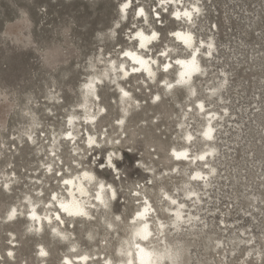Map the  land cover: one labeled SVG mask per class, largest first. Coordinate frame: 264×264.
I'll use <instances>...</instances> for the list:
<instances>
[{
  "label": "rangeland",
  "instance_id": "374dc122",
  "mask_svg": "<svg viewBox=\"0 0 264 264\" xmlns=\"http://www.w3.org/2000/svg\"><path fill=\"white\" fill-rule=\"evenodd\" d=\"M121 2L123 0H0V177L4 168L12 169L20 179V185L15 186L12 194H7L0 184L1 255L13 240L9 238L10 233L18 244L14 249L15 260L7 256L0 264H38L39 246L48 252L46 262L39 264H61V258L68 251L67 244L48 236V228L46 234L38 236L25 229L23 218L13 222L3 220L9 206L27 192L26 188L31 185L28 183L30 174L42 171L40 161L46 162L45 157L36 156L32 148L20 146L17 139L23 137L31 122L28 113L36 117L39 124L36 134L41 139L49 131L57 135L64 130L67 116L76 111L75 106L82 99V85L104 69L99 61L103 58L119 61L120 52L134 46L129 39L130 32L144 24L134 16L138 6L144 7L150 24L162 33L161 42L153 46L151 54L158 55L165 45L176 47V55L185 53L168 35L178 27L183 28V23L172 20L166 12L160 14L162 19L151 18L159 8L155 0H133V8H128L125 20L119 19ZM178 2L189 6L195 0ZM199 6L204 12L194 29L197 40L212 39L215 50L212 59L203 54L199 57L210 77L195 81V95L188 97L180 88L168 93L161 85L148 82L146 86L138 78L123 83L142 110H132L134 115L124 130L126 139L122 138L119 145L124 151L122 160L115 162L118 172L124 163L135 164L136 168L121 173L123 177H115L122 193L118 195L114 211L120 212L125 222L137 208L131 191L147 187L150 189L144 190V194L156 208L155 190L160 184L151 183L153 175L146 174L149 167L154 174L164 175L161 185L168 193L177 194L173 196L180 201L188 183L200 188L187 176L193 169H202V165L181 163L178 164L179 174H175L169 150L184 146L185 128L179 124L186 122L182 115L186 111L190 116L187 130L195 135L190 149L194 153L205 149L199 134L204 121L189 110L194 108L193 100H201L207 111L222 114V120L216 127L213 142L218 150L215 160L210 161L215 169L211 189L199 191L206 204L203 212L211 215L207 219L212 229L209 237L198 236L188 241L193 253L191 264H197L195 258L199 264H261L264 259V0H200ZM119 21L121 28L116 29L113 40L108 30L114 29ZM144 29L150 30L147 26ZM91 64L95 68H90ZM222 74L226 75V83L220 89V96H209L206 88L217 84ZM105 82V86L99 85V103L111 106L112 111L106 119H101L97 131L108 130L111 134L116 129L113 124L117 113L122 111L115 104L118 93ZM156 94L160 96L158 102L151 99ZM119 133L111 137L116 138ZM14 147L17 152L13 151ZM68 152L61 146V157L67 164ZM106 154L105 148L92 150L87 154L88 164L84 167L89 165L99 174H105L106 170L98 166L104 165ZM171 170L173 175L168 179L165 175L171 174ZM55 176V180L52 177L45 182V198L51 189L58 187V173ZM67 228L81 251L100 252L101 259L103 256L115 258L113 249L119 243L117 235H124L121 229L112 234L105 226L95 228L81 224ZM90 232L95 233L94 241L86 238ZM217 241L221 248L214 251L211 246ZM101 243L104 250L97 251ZM248 252H252L251 260H245ZM183 259L181 264H186V255Z\"/></svg>",
  "mask_w": 264,
  "mask_h": 264
},
{
  "label": "bare ground",
  "instance_id": "6f19581e",
  "mask_svg": "<svg viewBox=\"0 0 264 264\" xmlns=\"http://www.w3.org/2000/svg\"><path fill=\"white\" fill-rule=\"evenodd\" d=\"M127 2H129V0H123V2H121L119 5L118 14L119 19L121 20H125L128 17V11L133 8V0H131L129 6L130 10L128 8L122 10V5ZM155 3H157V0H155ZM191 4L193 3H190L189 5ZM140 7L141 6H138L134 9V16L136 15L137 18L139 17L141 23H143L145 16H140L137 14V9ZM155 7H157V4H155ZM158 7L159 8L154 11V15H151V18L157 21L159 19H162L160 16L161 13H169L172 20L181 22L184 25L183 28L178 27L171 32L180 31L183 33L186 30V28L188 27L186 19L177 20L172 14L174 12L182 13L185 10H190L189 6H185L184 4L178 2V0H172V3L166 5L165 7ZM142 8L144 9L143 6ZM169 10H171V12H169ZM145 14L147 16L146 11ZM201 18L202 15L199 17H194V20L197 23L201 21ZM118 23L120 25L118 28H121L120 21ZM144 26V24L141 26H137L133 31L130 32L131 34L129 35V39L134 43V46L126 48L125 50L120 52L119 56L121 55L122 57L119 61L116 60L118 62L116 66L117 69L120 63L124 64L123 72L113 71V67L111 64V61L113 60L112 58H103L99 61V64H103L104 69L100 71L98 75L87 78L88 80L82 85V99L75 106V109L77 108L76 111L72 113L70 112V114L67 116L68 120L64 122V130L60 131L57 135H55L54 132L49 131L48 134H44L43 138L41 139V137L36 134L39 125L37 120L35 119L36 117L34 118L32 113H28L27 117L29 116L31 122L29 123L27 130L23 132V137H17L20 146H27L28 148H32L35 151L36 156L40 155L43 158L45 157L46 162L43 163L42 159L40 162L42 163L44 169L40 172L30 174L28 183L31 185L26 188L27 192H23V197L9 206L8 210L5 212L6 216L3 218V220L13 222L19 218H23L26 223L25 225H27V228L25 229L35 233V235L38 236L46 234V229L48 228V236H50L51 239H56L59 242L67 244V254L61 258V261L67 259L68 261H70V264H94L95 261L100 260H103L101 264H104L105 260L111 259L107 256H103V259H101L103 254L100 252L91 251L90 253H88L86 251H81L77 240H75L74 235L67 227L63 231H61L60 229H57L56 232L52 231V227L58 223L54 219L55 215L61 214V210L59 209L60 204L71 206L75 203L76 205H79V207L84 211L88 210L85 206L89 203L87 193L89 191L90 185L92 184V180L83 178L82 176L77 178L78 171L76 169V165L81 158L86 159L87 154H91L92 150L94 151V149L96 150V148H88L87 142L90 137L95 136V132L97 131V127L99 126L101 120L96 124L95 129H93L92 125L85 123L82 119L85 116L91 119L92 113L96 110V106L92 103V94L94 92H98L100 84L103 83V85L105 86V84L107 83L105 81H108V87L112 88L114 92L116 91V93H118V100L115 101V104H117V106L120 108L119 110L122 111V113L124 110L140 111L142 110L141 104L134 97V94L123 86V83L129 81L130 79H142L141 84L146 86L148 82L155 83L158 86L161 85V87H163V90L168 93L173 92V90L176 88H180L187 92L188 97H193V92L195 93V81L203 78L208 79L210 77L208 70L199 61L201 68L204 69L203 74H194L191 76L190 80L185 76V83H177V81L181 80L180 73L184 72L185 69L180 65H176L174 61L177 58H185L182 55H176L169 58L167 61H164L161 57L159 61L160 64L167 62L171 63L172 67L168 72L165 73L163 71H159L157 66H152L151 70L153 72H156L154 80L148 77L147 71L143 68H141L139 72H132L133 67L140 68V65L136 63V61L131 59V57L124 56V52H133L137 55H143L145 58H147L148 56L156 58L157 56L151 54V51L145 52L144 50L139 49V39L132 38L138 28ZM118 28L115 25V31ZM144 32L146 35H150V30L146 31L144 29ZM169 37L172 39L174 44H177L182 48V45H180V42L178 40L179 38L172 36ZM197 41L198 44L199 42H201L199 40ZM202 42L204 46L201 48L200 55L203 54L205 57L211 56L212 59L214 56L213 52L215 50L212 39H209L208 41L202 40ZM209 44L212 45L211 49L208 48ZM154 45L155 44L148 46L149 49H152ZM166 46L172 48L175 51L176 47H171L169 45ZM209 53L211 54L209 55ZM90 68H95V66L91 64ZM125 72L128 73L127 77H124ZM159 74L162 75V78L159 77ZM170 74L174 76L173 79L169 78L168 75ZM222 75L223 76L220 80H218L217 84H212L211 86L206 88L207 90H209V96H214L215 94L218 95V97L220 96V89L224 88L226 83V75ZM110 80H115L116 83H109ZM164 81H168V83L172 84L173 87L171 89H168L165 86ZM89 84L92 85L91 89H89L88 87ZM117 85L123 87L125 91L130 92L132 99L124 97L123 93L120 91V87H117ZM155 96L159 95L156 94L152 96L151 99H153V101ZM54 101H56V99ZM134 101L139 103L140 107L138 109L133 106ZM201 104L203 105L202 109L198 107V105ZM193 105L194 108L191 107L189 110L194 111L195 115H200L199 118L203 119L204 121V125L199 134L200 138L203 141V148L205 149L196 153H194L190 149V147L193 145L192 142L195 140V135L192 134L191 131L187 130V128L189 127L187 119H189L190 116L186 111L184 114H182L186 122L180 121L179 124L180 127L185 128L183 132L184 146L181 148H171L169 150V154L172 155V159L175 163V174H179L180 172V170H178V164L186 163L192 165L193 163H195L202 165V169H193L187 176L190 180L194 181V183H197L200 188L197 189L194 186H190V184L188 183V187L182 192L184 193V196L182 198V201H180L176 197L177 194L173 193L174 195H176L173 196L172 193H168L164 189L163 185H161L162 181L165 180L164 175L159 176L158 174H154L152 172V169H150L149 167L146 174L153 175L154 180H150L151 183L160 184L159 186L157 185L155 190L157 206L155 208L151 204L149 198L144 194V190L147 191L150 188H135L131 191V195L132 197H134L133 201L137 205L136 210L125 222L122 219V221L114 225L113 228H108V230L111 231L112 234H117V231L119 229L124 232L123 236L118 237L117 235L119 243L113 249L115 258L112 260L114 261V264H128L129 260L132 261V264H181L182 260H184V255H186L185 263L191 264L193 260V253L190 252L191 243L188 241H191L192 238H197L198 236H203L205 238L209 237L208 234H210L212 225L210 224L211 222L208 221L207 217H210L211 215L207 216V214L203 212L206 209V204L204 203L203 198L200 196L202 194L199 193V191L206 192L211 189L212 177L213 174H215V169L210 165V161L215 160V155H217L218 148L215 144H213V142L217 136L216 127L222 120V114L207 111V106L198 99L193 100ZM130 106L133 107L130 108ZM77 111H80L82 115H79ZM115 127V131H113L111 134L108 133V130L99 131V135L95 136L97 142L104 140L111 142L113 140L111 135L119 131L120 133L116 136L115 139L119 140L121 144V139H126V136L124 135L125 126L116 125ZM111 129H113V127ZM69 133H71V136H69ZM206 133H209L211 135V139H209L208 136L205 135ZM24 140L26 141L25 143H23ZM61 146H65L69 151L67 157L68 164L64 163L62 160ZM102 147L107 151L110 150V147L107 145ZM102 147L99 148L100 151L103 149ZM13 151L17 152V147H14ZM115 156L116 158H120L122 156V153L115 152ZM201 156L204 157L203 160L200 159ZM106 158L107 154L104 156V162L102 163L105 164ZM88 167L90 166L88 165L85 168ZM103 168L104 167H102V169ZM57 173L59 177V180L57 181L58 187L55 189H51L49 194L47 195L48 198H45V182L52 177H54L53 179L55 180L57 178V176H55ZM170 173L171 174L165 175L168 179L172 178V176L169 175H173V171L171 170ZM19 180V177L16 175V173L12 172V169L8 171L2 168L0 184L1 189L7 192V194H12L15 186L18 187L20 185ZM64 181H69V183L66 184ZM24 184L26 185V183ZM5 185H7V187H5ZM152 191L153 190H151V192ZM53 193L58 194V199L55 202L51 200V195ZM173 199L176 200V204L174 205L171 203ZM92 202L95 203V201ZM187 202L189 204H187ZM109 208H111V205H109ZM13 209H15L14 215H12ZM145 209H147V211H145ZM157 209L161 214V217L160 214L158 215ZM137 212L143 213V215L137 216ZM10 215H12V218L8 219ZM102 215L108 216L109 223H111L110 213H103ZM163 215L165 217L162 218ZM65 218H67V214H61V219L63 220ZM223 223L226 225L225 221H223ZM161 224H163V227L160 226ZM88 225L95 228L104 226V224L100 221H97L95 224L89 223ZM145 226H147V232L150 235L147 237V239H142L141 236H139L137 233L145 229ZM224 228L227 229L228 227L225 226ZM94 235L95 233L90 232L87 236V239L94 241ZM9 238H13V240L10 241V247L4 250L5 254L1 255L0 253V263L8 257L13 261L15 260L14 249L18 244H16V239H14V235L12 233L9 234ZM144 241L155 242L149 244V246L147 247H144ZM138 242H141V248H135V244ZM39 247L40 248L36 252V254H39L40 256L38 264L46 262V258L48 257V252L43 247ZM73 247L78 251L74 253L71 252L70 249ZM217 248H221L220 241H217L215 245L211 246V249L214 251ZM98 250H104V248H102V243L100 246H97V251ZM9 252L12 253L11 256L8 255ZM42 252L46 253V255H42ZM129 252H132V256L128 255ZM142 253L147 254L143 259H141ZM82 255H87L88 259L82 260L80 258ZM195 259L197 264H199L197 258Z\"/></svg>",
  "mask_w": 264,
  "mask_h": 264
},
{
  "label": "clouds",
  "instance_id": "9594fccd",
  "mask_svg": "<svg viewBox=\"0 0 264 264\" xmlns=\"http://www.w3.org/2000/svg\"><path fill=\"white\" fill-rule=\"evenodd\" d=\"M172 3V0H157V4L160 7H165L166 5ZM200 0H195V3L189 5L190 10H185L182 13L180 12V18L178 19L176 15L173 13L175 19H186L188 27L186 30L182 33L180 31H173L168 33L169 36L175 37V33H180L181 36L178 39L180 42V45H182V48L185 50L183 59L177 58L175 59L174 63L177 65L180 63V66L184 69H187L185 72V76L188 77V79H191V76L194 74H203L204 69L201 68L198 57L201 53V42L197 41V35L194 31L196 28V21L194 20V17H199L203 14L204 9L200 6ZM190 14V15H188ZM143 16H145L144 19V25L148 26L150 29V35H146L144 32V27L138 28V30L135 32L133 39H139V49L144 50L145 52L152 51V49H149L148 46L153 44H159L161 42V35L162 33L160 31H157L155 27L149 23V20L145 14V11L143 13ZM123 19V17H122ZM120 25L119 23L116 24V27L118 28ZM133 27H136L135 25ZM111 38L114 40L116 38V32L114 29H109ZM144 37H147V39H144ZM211 49V48H210ZM125 53V52H124ZM133 55H135L138 59H133L140 65V68L133 67L132 72H139L141 68L145 69L147 71L148 77L152 78L154 80L156 76V72H153L151 70L152 66H157L159 71L165 72V66L168 64L167 62H164L163 64H160V58L162 57L164 61H167L169 58L176 56V52L165 45L164 48H162L159 52L156 58H153L152 56H148L145 58L143 55H137L133 52H131ZM171 53V55H170ZM125 56V55H124ZM131 57V56H126ZM132 59V58H131ZM117 61L112 60L111 64L113 67V71H119L123 72L124 64L120 63L119 67L117 69ZM172 67V65H171ZM198 69V70H197ZM166 73V72H165ZM128 73H124V77H127ZM109 83H116L115 80H110ZM117 87H120L117 85ZM169 89V88H168ZM123 90V91H122ZM120 91L123 93L125 92L123 87H120ZM129 95L128 98L132 99L131 93L126 91ZM100 96L98 93L94 92L92 94V103L96 106V110L92 113L91 119H89L87 116L83 117L85 123L92 125V128L95 129L96 124L101 119H106L109 112L112 111L111 106L108 105H100ZM133 106L138 109L140 107L139 103L134 101ZM133 106H130L132 108ZM134 115V111L132 110H124L122 115L118 112L117 118L113 124V127L116 125L120 126H126L127 122L131 120L132 116ZM80 119V118H78ZM122 121V123H120ZM2 131V130H0ZM99 135V131L95 132V136ZM69 136H71V133H69ZM95 136L90 137L87 144L88 148L90 149H99L102 146H109L110 150L107 151V158L105 161V164L98 167H104L106 169L105 174H99L96 169L93 167L85 168L84 165L88 164L87 160L84 158H81L80 161L76 165V169L78 171V177L82 176L86 179H91L92 184L89 187V191L87 193V197L89 200V203L85 206L88 210L84 211L85 215H70L68 212H66L62 207L61 204L59 205V209L61 210V214L66 213L67 218L61 219V214L55 215L54 219L56 222H58L55 226L52 227V231L56 232L57 229H60L61 231L65 230L66 227L72 226L73 228L85 224L87 225L89 223L95 224L97 221H100L104 224L107 228H113L114 225H116L118 222L122 221V216L120 215V212L117 214L116 211H114V207L116 205V202L118 200L119 193H122L119 185L116 183V176L123 177L120 175L121 173H125L129 171V169L136 168L135 164H123L122 168L117 170L116 165L114 162H120L122 158H116L115 152H123V148L119 147L120 141L113 138L111 142L104 140L97 142ZM115 149V152L113 151ZM0 156H2V153H0ZM51 170V169H50ZM110 170V171H107ZM65 182V181H64ZM7 187V185H5ZM53 196L57 197L58 194L53 193ZM57 199L52 200L55 202ZM92 201H95L93 203ZM109 205H111V208H109ZM103 213H110L111 215V223H109L108 216L102 215ZM59 217L60 219H57ZM119 217V219H117ZM9 219V217H8ZM63 226V227H62ZM87 238V237H86ZM155 241H144V247L149 246V244L154 243ZM251 243H254L253 241ZM141 242H138L135 244V248H141ZM71 252H77L78 250L76 248H71ZM129 256H132V252H129ZM257 257H262L260 254H257ZM82 260H87V255H82L80 257ZM87 258V259H86ZM253 258L252 252L246 253L245 260H251ZM66 262H69L67 259L61 262V264H66ZM104 264H114V261L112 259H108L104 261ZM128 264H132V261L129 260ZM261 264H264V259L261 260Z\"/></svg>",
  "mask_w": 264,
  "mask_h": 264
},
{
  "label": "snow or ice",
  "instance_id": "6c2138e0",
  "mask_svg": "<svg viewBox=\"0 0 264 264\" xmlns=\"http://www.w3.org/2000/svg\"><path fill=\"white\" fill-rule=\"evenodd\" d=\"M130 2H131V0H129V2H127V3H124V4L122 5V10H123V9H127V8H129V6H130ZM143 13H144V9H143L142 7H140V8L137 9V14H138V15L143 16ZM174 14L176 15V17H177L178 19L180 18V12H175ZM188 15H190V14H188ZM157 18H159V17H157ZM174 36L177 37V38H180L181 34H180V33H175V32H174ZM144 39H147V37H144ZM201 46H202V47L204 46L202 41H201ZM208 48H212V45L209 44V45H208ZM210 54H211V53H209V55H210ZM124 55H125V56H131L132 59H138V58H137L135 55H133L131 52H125ZM180 63H182V62H180ZM180 63H178L177 65H180ZM171 65H172L171 63H168V64L165 66V69H164L165 72H168V71H169V69L171 68ZM197 70H198V69H197ZM186 71H187V69H185L184 72H181V73H180L181 80L177 81V83H185V82H186V81L184 80L185 72H186ZM164 83H165V86H166L167 88H169V89H171V88L173 87V85L170 84V83H168V81H164ZM88 87H89V89H91V88H92V85L89 84ZM122 91H123V90H122ZM128 95H129V94H128L126 91L123 92V96H124V97H128ZM193 95H195L194 92H193ZM159 100H160V96H155V97H154V101H159ZM198 107H200V108L202 109V108H203V105H202V104H201V105H198ZM120 123H122V121H120ZM205 135H207L208 138L211 139V135H210L209 133H206ZM200 159L203 160L204 157L201 156ZM65 183L67 184V183H69V181H65ZM55 199H57V197L51 195V200H55ZM171 203H172L173 205L176 204V200L173 199V200L171 201ZM61 207H62L66 212H68L70 215H85L84 210H83L82 208H80L79 205H76L75 203H74L73 205H71V206L66 205V204H61ZM145 211H147V209H145ZM14 214H15V209H13V212H12V215H14ZM12 215L9 216V219L12 218ZM142 215H143V213L137 212V216H142ZM57 219H60V218L57 217ZM117 219H119V217H117ZM160 226L163 227V224H161ZM137 234H138L139 236H141L142 239H147V237L150 235V234L147 232V226H145V229L139 231ZM41 254H42V255H46V253H44V252H42ZM8 255L11 256L12 253L9 252ZM145 255H147V254L142 253L141 259H143ZM86 259H87V258H86ZM66 264H69V262H66Z\"/></svg>",
  "mask_w": 264,
  "mask_h": 264
}]
</instances>
